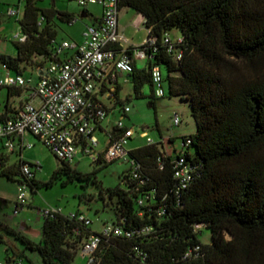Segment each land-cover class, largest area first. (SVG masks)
Listing matches in <instances>:
<instances>
[{
    "label": "trees",
    "instance_id": "1",
    "mask_svg": "<svg viewBox=\"0 0 264 264\" xmlns=\"http://www.w3.org/2000/svg\"><path fill=\"white\" fill-rule=\"evenodd\" d=\"M39 1L26 0L20 24L27 38L15 42L17 54L0 53L1 63L17 73L29 65L43 66L52 55L56 19L77 20L76 13L59 9L55 1L48 7ZM118 6L137 10L149 37H157L147 63L140 67L134 61L128 74L135 96H144L149 85L156 97L152 68L165 65L169 92L189 102L196 132L183 138L181 149L171 137L130 150L141 177L131 176L129 168L122 178L125 188H104L96 171L63 160L48 180H28L22 172L27 161L10 163V153L0 156V174L25 182L33 192L63 175V183L98 185L99 198L114 212L112 221L138 231L131 237L103 236L97 264H264V0H119ZM174 28L182 32L175 39L170 34ZM9 88L10 96L21 91ZM121 91L118 83L114 106L119 108L125 106ZM12 113L8 106L0 120ZM118 131L113 127L109 137L115 139ZM181 156L197 168L177 194ZM106 162L100 158L95 165ZM203 227L211 230L209 244L200 239ZM92 232L83 220L58 211L44 217L42 238L35 241L0 219L2 240L3 234L14 236L25 250L39 251L46 264H74ZM8 250L26 256L11 246Z\"/></svg>",
    "mask_w": 264,
    "mask_h": 264
},
{
    "label": "built area",
    "instance_id": "2",
    "mask_svg": "<svg viewBox=\"0 0 264 264\" xmlns=\"http://www.w3.org/2000/svg\"><path fill=\"white\" fill-rule=\"evenodd\" d=\"M83 7L89 4H102L103 14L92 24L87 25L81 41L72 39H54L52 55L43 66H38L39 79L33 82L32 77L24 73L12 74L8 71L0 74V87L21 88L27 96L14 113L0 120V156L3 153L15 152L19 149H30L34 143L24 139L26 134L35 135L53 154L63 161L73 164L80 154L90 157L93 163L100 158L106 161L125 160L130 162V175L141 177L138 162L130 156L127 149L129 140L135 130L125 126L122 119L115 122L119 129L115 139L109 137L104 148L99 149L100 139L97 132L111 112L119 108L115 105V91L120 83V76L134 70V61L148 59L157 37L147 38L139 45L133 44L125 37L124 30L119 25V0H79ZM18 11L10 7L8 16H15ZM143 24L145 19L141 15ZM27 36L19 35L18 40L24 41ZM170 42L168 35L165 37ZM170 49L173 45H169ZM181 57V53L178 54ZM152 79L156 97H164L165 78L160 65L152 68ZM38 99V102H34ZM121 109L122 116L130 111L128 106ZM181 117L174 115V123L179 124ZM147 135V132H142ZM148 143L156 142L147 138ZM190 142V139L188 140ZM40 164L25 162L22 172L31 180L36 177L34 168ZM197 166L187 162L181 156L176 164L175 177L177 179V194H181L194 178ZM143 181V180H142ZM22 188L27 184L21 183ZM17 206H24L27 193L21 191L18 195ZM18 207L15 212H18ZM58 208L42 209L43 217L53 216ZM164 212V211H163ZM72 217L83 220L86 225H92V219L79 212L69 213ZM197 224L196 227H201ZM143 228L140 232L148 231ZM138 230L125 228L122 224L107 221L100 231L92 232L82 242L80 252L86 258V264H97V250L103 236L131 237ZM199 248V247H197ZM79 252V253H80Z\"/></svg>",
    "mask_w": 264,
    "mask_h": 264
},
{
    "label": "rangeland",
    "instance_id": "3",
    "mask_svg": "<svg viewBox=\"0 0 264 264\" xmlns=\"http://www.w3.org/2000/svg\"><path fill=\"white\" fill-rule=\"evenodd\" d=\"M53 1H55L59 9L70 10L77 15V21L74 23L56 19L58 40L71 39V37L78 38L82 34L84 24L87 21L90 22L92 19L91 16H81L84 9H88L91 13L99 17L103 14L102 4L91 3L87 7H83L80 5L79 0H44L39 3L43 7H48ZM25 5L26 0H0V53L8 55L17 54L18 51L15 42L18 40L19 35L23 34L20 19L24 15ZM10 7L15 8L18 14L8 16L7 10ZM141 21L139 12L134 8L125 6L120 9V27L124 28L125 37L136 45L141 44L148 36V29L143 24L137 26V23ZM170 34L175 39L181 36L182 32L179 28H174L170 31ZM138 61L140 67L147 63L146 59H138ZM160 66L163 76L166 78L167 68L163 64ZM26 73L28 76L37 78V67L32 65L27 66ZM126 75L124 73L120 76V83L122 85L121 97L124 100L125 106L130 108V111L124 117L122 116L120 108L111 112L108 118V130H112L115 122L119 119L123 120L125 126L133 128L135 133L127 144L128 150L146 145L148 143V137L155 141H160L163 138L167 140L174 137V145L181 149L183 146V138L197 130L189 102L182 100L179 96H172L166 80L164 82L166 91L164 97H154L149 85H146L143 89L144 96L136 97L133 84L127 79ZM176 113L181 117L179 124L174 123V115ZM142 132H147V135H143ZM97 135L100 139L99 149H102L105 146L104 140L106 136L102 132H98ZM28 141L35 144L32 148L24 150V159L31 163L38 162L40 166L34 168L36 178L46 181L62 163L35 135L30 134ZM18 159L17 152L10 153V162L17 161ZM73 165L85 172L96 171L97 179L101 181L104 188L116 186L125 188L122 178L130 168V162L125 160H113L104 163V165H95L90 157L82 154L75 158ZM65 179L66 175H63L54 185L50 187L42 186L36 192H33L30 186L22 188L18 180H13L0 174V218H6L11 222L13 210L16 208L18 195L21 191L27 193V199L30 203L25 206V209L20 210V214L14 221L13 226L26 235L28 231L22 228L23 220L26 223L30 221L36 225L40 220L38 215L44 208H58L64 213L75 212L80 208L86 215L91 217L93 227L96 229H100L104 221H112L115 218L113 210L110 207H105L103 199L99 198L100 187L98 185L85 180L63 183ZM5 215H8V217H5ZM6 235L11 237L16 243L23 244L14 236ZM199 236L204 244H209L212 241L211 230L208 227H203ZM17 248V246L13 247L15 250ZM26 251L30 254H36L39 256L40 263L46 264L39 251L30 249H26ZM27 257L24 256L26 259ZM86 263V258L79 253L74 264Z\"/></svg>",
    "mask_w": 264,
    "mask_h": 264
},
{
    "label": "crops",
    "instance_id": "4",
    "mask_svg": "<svg viewBox=\"0 0 264 264\" xmlns=\"http://www.w3.org/2000/svg\"><path fill=\"white\" fill-rule=\"evenodd\" d=\"M41 1H44V0H40L39 2ZM40 4V3H39ZM56 4V3H55ZM41 6V4H40ZM57 6V5H56ZM88 10V9H87ZM67 11H70V10H67ZM89 11V10H88ZM70 12H73V11H70ZM90 12V11H89ZM91 13V12H90ZM82 14H84L82 12ZM82 17H85V16H91L92 19L91 21H87L85 24H84V28L82 30V34L77 38H72V40H76V41H81L82 40V37H83V32L85 30V28L87 27V25L89 24H92L95 20H96V17H99L93 13H91L90 15H82ZM140 15V14H139ZM0 21H1V17H0ZM77 21V20H76ZM74 21V22H76ZM73 22V23H74ZM120 25V24H119ZM123 30L124 28L121 27ZM125 31V30H124ZM137 64L139 65V61H137ZM8 71H10L12 74L16 73L14 70H10L8 69L6 66H4L2 63H1V66H0V74H5L7 73ZM37 71H38V67H37ZM39 72V71H38ZM24 75L27 76V77H32V76H28L26 71L24 72ZM33 79V82H37V80L39 79V74L37 76V78H34L32 77ZM17 89H20L21 91L15 95H12L10 96L9 94V90L10 88L9 87H0V113H3L6 108L9 106L11 109H14L16 108L17 106L20 105V103L22 102V100L27 96V92H23V90L21 88H14V90H17ZM34 102H38V99H34ZM13 114V113H12ZM11 114V115H12ZM110 116V114H109ZM109 116L107 117L106 120H104V122L102 123V128H100L98 130V132H102L105 136H106V139L104 140L105 144H107L108 142V139H109V132L111 130H108V118ZM97 132V133H98ZM30 134H26L24 139L26 141H28V136ZM30 142V141H29ZM35 144V143H34ZM25 149H19L15 152L18 153V157L19 159L20 158H24V155H23V152H24ZM13 162V161H12ZM11 163V162H10ZM18 202V201H17ZM30 202H27L24 206H17L16 205V208L18 207V212L16 213L15 210L16 208L13 210V215H12V219H11V222H9L6 218H0L2 221L6 222L7 224H9L10 226L14 227V221L16 220V218L19 216L20 214V210L22 209H25V206H27ZM63 212V211H61ZM75 212H79V213H82L84 214L85 216L91 218L90 216L86 215L84 213V211H82L80 208L75 211ZM64 213V212H63ZM70 213H73V212H70ZM69 214V213H68ZM40 220L38 223L33 224V222L31 223L29 221V223H26L24 220L22 222L23 226L22 228L26 229L28 232L27 235L35 240V241H40L41 238H42V227H43V220H44V217L42 215V211L40 212V214L38 215ZM5 217H8V215H5ZM107 222V221H104V223ZM103 223V224H104ZM92 229L95 230V231H100L102 229V227L100 229H96L93 227V221H92ZM103 226V225H102ZM8 246L10 247H15L17 246L18 248L16 250L18 251H24L25 255L28 256V259L24 258V257H17V256H13V253L8 250ZM81 253V252H80ZM8 255H12V259L10 261L7 260V257ZM81 255L83 256V254L81 253ZM84 257V256H83ZM28 260H31L32 262H35L36 264H42V262L40 263V260H39V256H37L36 254L32 253H28L26 250H25V247L23 244H19V243H16L11 237H9L8 235L6 234H3V240L0 236V264H29V261Z\"/></svg>",
    "mask_w": 264,
    "mask_h": 264
},
{
    "label": "water",
    "instance_id": "5",
    "mask_svg": "<svg viewBox=\"0 0 264 264\" xmlns=\"http://www.w3.org/2000/svg\"><path fill=\"white\" fill-rule=\"evenodd\" d=\"M82 15H84V14H82Z\"/></svg>",
    "mask_w": 264,
    "mask_h": 264
}]
</instances>
